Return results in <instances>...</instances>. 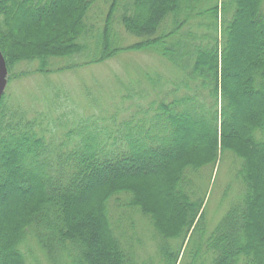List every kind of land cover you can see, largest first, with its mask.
Masks as SVG:
<instances>
[{"label":"trees","instance_id":"1","mask_svg":"<svg viewBox=\"0 0 264 264\" xmlns=\"http://www.w3.org/2000/svg\"><path fill=\"white\" fill-rule=\"evenodd\" d=\"M0 49L6 88L51 79L36 111L0 100V264H264V0H0ZM126 53L164 73L122 87L125 116L55 86Z\"/></svg>","mask_w":264,"mask_h":264},{"label":"rangeland","instance_id":"2","mask_svg":"<svg viewBox=\"0 0 264 264\" xmlns=\"http://www.w3.org/2000/svg\"><path fill=\"white\" fill-rule=\"evenodd\" d=\"M100 17H97L96 14H92L90 23H101ZM118 30L120 37L123 38L127 44L133 42L122 29ZM79 62L80 59L75 58L73 61L66 64L71 65ZM66 64L63 63L62 65ZM144 72H150L152 75L155 74V72L164 73L162 62H158L150 55L126 53L105 64L94 65L78 70L72 69L67 71V73L55 75L53 76V81L57 89H62L66 93L68 91V100L70 98V93L75 106H78L80 110L85 109L88 112H92V109L88 110L83 106H86V96L87 100L89 97H96L99 103L102 104L96 111L102 115L114 112L116 108L120 106L121 108L118 109H122L121 114L125 116L129 114L130 111L124 109H129L131 103L125 101V104H123L121 100H119L120 93L121 95L126 93V89H122V87L134 84L140 75H144ZM162 77H165V75L162 74ZM50 81L51 79L42 77L39 82L40 86L36 90L37 84L33 77L20 81L15 80L8 84L6 91L8 95H11V101H13L14 104L20 105L24 109H27V111H32V108L36 111V107L33 104L34 102H30V99L33 100V97H36L37 94L39 95L38 97L41 98L48 94V83ZM120 89H122V91H120ZM68 100L66 102L70 104ZM29 108L31 109L29 110ZM78 108L76 109L77 112L81 113ZM47 110L48 109L45 108L41 109L44 113H50ZM226 167L227 165L224 162L219 172L214 174L212 181L209 184L205 183L203 186V192L206 195L204 207L206 208L205 224H207V226L219 222L223 216L225 204L222 203V193L226 185ZM36 252V257L39 261L38 263L31 261L33 262L32 264H47L45 257L38 251ZM55 264H66V260H64V258H59L58 262Z\"/></svg>","mask_w":264,"mask_h":264},{"label":"water","instance_id":"3","mask_svg":"<svg viewBox=\"0 0 264 264\" xmlns=\"http://www.w3.org/2000/svg\"><path fill=\"white\" fill-rule=\"evenodd\" d=\"M8 67L3 53L0 49V100L7 85Z\"/></svg>","mask_w":264,"mask_h":264}]
</instances>
